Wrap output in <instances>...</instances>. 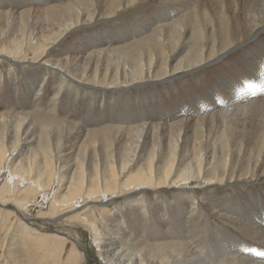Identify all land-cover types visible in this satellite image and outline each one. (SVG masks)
<instances>
[{"label": "bare ground", "instance_id": "obj_1", "mask_svg": "<svg viewBox=\"0 0 264 264\" xmlns=\"http://www.w3.org/2000/svg\"><path fill=\"white\" fill-rule=\"evenodd\" d=\"M52 1L59 3L31 14L0 0V61L31 69L24 77L29 86L0 85V226L6 233L17 224L33 249L29 264H88L76 226L99 241L104 264H264V68L255 63L237 77L213 80L214 93L200 110H114L118 92L198 81L254 35L251 43L264 46V0H193L186 7L169 0L157 21H139L149 8L145 0L105 1L100 9L97 0ZM105 6L113 11L104 13ZM103 15L102 21L134 20L119 34L52 56L67 34ZM86 87L100 92L89 90L77 101ZM110 98L113 105L103 110ZM84 100L102 107L98 121L114 125L78 122L75 107ZM192 181L235 184L236 192L204 193L197 201ZM167 187L183 193L175 204L148 203L147 193ZM56 218L67 232L32 221L44 227ZM11 219L9 228L2 226Z\"/></svg>", "mask_w": 264, "mask_h": 264}, {"label": "rangeland", "instance_id": "obj_2", "mask_svg": "<svg viewBox=\"0 0 264 264\" xmlns=\"http://www.w3.org/2000/svg\"><path fill=\"white\" fill-rule=\"evenodd\" d=\"M4 1H5L4 4H6L4 6H9V5L15 6V5L21 4L19 11H22L24 9L30 10L31 14L37 13V11H39V9H41V8L50 7L51 3L52 4L59 3V1H52V0H50V1L49 0H4ZM105 1H109L110 4H111V2L114 3V0H97L96 1L97 8L100 9L102 7V5H104ZM149 1L150 0L144 1V6L145 5H146L145 7L149 6V8L143 7L144 12H143V15L140 17L139 21L148 20L150 18L157 21L158 15L162 14L163 9H165L162 2L166 1V2H168V4L171 3L169 0H160V1L157 0V2H156V0H151L150 1L151 3ZM171 1L173 2V0H171ZM191 1H193V0H176L175 4L181 5L182 7H186V5H188ZM207 1H211V0H207ZM47 2H48V4H46ZM145 2H147V4ZM152 3L154 6L152 5ZM154 7H156V8L154 9ZM105 9H104V13H106V14L111 13V11H113V7H111V6H109V7L105 6ZM169 9L173 10V8H169ZM186 11L187 10L180 12V14L183 15ZM117 16L121 17L119 15H117ZM117 16H116V19L118 18ZM100 19H101V22H100ZM100 19H96L95 23H93L91 27H87V25H83L84 27L77 28L75 33L73 32V33L67 34L60 41V44H57L53 47L54 52H53L52 56H54V57L65 56L66 57V55L72 54V53H69L68 51L70 49H77V47H79V44L87 45V47H89L92 43L99 41L104 36L110 37V36L116 35V33L119 34L121 32V29L125 30L123 27L132 24L133 23L132 20H134V19H132L131 16H124V18H120V20H122L121 22L112 21L115 18H113L112 20L108 19V21H102V19L106 20V15H103ZM98 22H100V23H98ZM154 28L155 27L151 28V30L153 31ZM139 36H140V34H139ZM147 36H148L147 33H145L138 39H144ZM254 36L251 39H248L246 42V45H244L243 47H237L236 46V47H233L230 51H228L225 54V57L223 58L222 62L217 64L216 65L217 67H214L210 71L204 73L203 74L204 76L201 79H199L198 81L188 79V81L185 82L182 80V81L178 82V86L175 85L174 82H168V83L151 82L149 84H145V85L143 84V85H141V87L140 86L134 87V88L130 89L128 92L123 91V92L116 93L114 99L116 97H119L121 101L115 105L114 110H118L117 114H119V112H121V113L122 112H126V113L133 112L136 114L139 110H143V112H145V111L149 112L150 111L153 114L155 112L160 113L161 109L162 110L165 109L167 111H169V110L173 111V112L177 111L175 113H177V115H179V114L185 113V111H188L191 107L195 108V109L199 108V110L202 109L203 107L208 105L209 100H207L206 98L209 99L210 95L212 93H214L213 80H218L220 82L226 78L237 77L238 73H241V71H242L241 68L245 69V70L249 67L250 68H256L255 63H259V68H264V49L262 48L264 46L257 45V43L255 41H252V43H251V40L254 39ZM135 39L133 37H132V39L129 38V41L127 43L131 44L132 42H134ZM130 40H133V41L130 42ZM119 46H122V44L119 45V43H117L113 47H119ZM207 50H208V47H207ZM57 52H59V54L56 56L54 53H57ZM13 62H15V63H13ZM12 66H14V67H12ZM199 69L200 68H198L196 71H198ZM28 72L31 73V69L21 68V65L16 60L7 62V59H3L2 62L0 61V80H1L0 85L8 83V82H11V83L17 82L21 85L25 84V85L29 86V83L26 82V78H24L26 73H28ZM171 76L172 75H170L169 78H172ZM255 78L261 79V76L255 75ZM43 80H44L43 77H41L40 82ZM200 82L202 83L201 86H200V84H198ZM8 86H9V84L6 85V87H8ZM33 89H35V88L34 87L32 89L28 88V92H30L28 97H29V100L32 101V103H33V100H34V97L36 94V90L34 91ZM89 90L90 91L91 90L97 91V89H95V88H87L86 87L84 90V93L82 95L78 94L80 96V98L77 97L78 98L77 101L80 100L81 97L86 99L87 98L86 94H89L88 93V92H90ZM97 92H100V91H97ZM129 94H133V96H135V97L130 96ZM110 95H111L110 92H107V94H101V96H106V98L109 97ZM215 95H218V92H215ZM213 98L214 97H212V100H213ZM114 99H112V101H110L111 98L109 100H106V106H105V108H103V110L108 108V106L113 105ZM84 101H86V100H84ZM81 103L82 102L77 103L76 107H75V111L79 115L78 116L79 118L77 119L78 122L81 121V122H83L82 124L84 125V124H86V123H84L85 120L89 119V122H88L89 125L86 126L87 128H90V127L101 128L103 126L114 125L112 123L114 121L109 120V118L108 119L104 118L101 121H98L100 116H97L98 113H96V110L102 109V107H98L96 105L90 106V105H88L87 101L85 104L81 105ZM142 106H144V107H142ZM142 108H144V109H142ZM40 109H42V108H40ZM1 113H2V111L0 110V114ZM170 117H173V116H170ZM196 117H198V116H195L193 118L191 116L192 119H194ZM96 121H98V122H96ZM171 122H173V121H171ZM101 124H103V126ZM60 162H61V160H59L57 162V168L58 169H59V166L61 165ZM251 184L252 183H248L246 189L252 190L253 185H251ZM204 185H205L204 183L199 185L198 183L196 184L195 181H192L190 186H189L192 190H199V193L194 195L195 198L197 199V201L200 200V197L205 198L204 197L205 195H203L204 193H208L210 195L212 194L213 196L214 195L215 196H227L230 193L236 192V190H234L235 188H233V187H235V186H233L235 184H231V185L225 184L223 186H213V187H207V186L204 187ZM262 186H264V185H262ZM168 188L169 187H167L166 189L164 188L163 190H165V191L164 192L162 191V193L160 192V194L159 193L156 194L155 191H151V192L147 193L145 197L147 198L148 203L153 204L156 202H165V204H167V202L168 203L173 202V204H175V200H178L179 197H181V195L183 193L181 192V190L170 189V188L168 189ZM201 188L204 191H202ZM246 189H244V190L248 191ZM201 191L203 193H201ZM53 192H54V190H52L50 192V196H52ZM174 197H176V198L174 199ZM116 198L117 197H115L113 200H111L112 197H110L109 200L114 201V200L118 199V198L117 199ZM106 203H109V201H107ZM121 203H123V205H128V202H121ZM124 203H126V204H124ZM11 218H12V216H11ZM3 219H5V218H3ZM12 221H13V219L3 220L1 223L3 224L2 225L3 227L7 226L9 228V226L12 224L10 222H12ZM32 221L36 223L37 227L45 228L46 230H49L48 232H53V233L57 232V233L62 234V233H65L68 231V224H64V225L60 224V221L57 218L54 220H46V222H48L52 225H50V226L46 225L44 227L41 226V224H40V222H42V221H40V220H38V221L32 220ZM5 223L8 225H5ZM29 226H30V224H29ZM76 228H78L76 230L77 231L79 230V233L81 235L78 239V244L84 250L85 255L87 256V259L89 260L88 264H104L103 262L99 261V248L100 247H97L99 241L95 242L94 238L90 234V231L87 230L86 228L83 229L82 227L79 228L78 226H76ZM0 229H1L0 230V264H29L31 251L33 249L28 248L27 247L28 242L24 243L23 237H21L20 233L18 234L19 227H17V224H14L9 230H7L6 233H5V230L7 228H2L0 226ZM223 231L226 234L230 235L229 233H227V231L225 229ZM228 240H230V239H228ZM228 240L224 241V243L226 244V242L227 243L230 242V244H231L232 241L230 240L228 242Z\"/></svg>", "mask_w": 264, "mask_h": 264}]
</instances>
